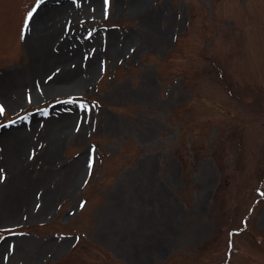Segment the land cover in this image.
<instances>
[{
	"label": "rangeland",
	"instance_id": "374dc122",
	"mask_svg": "<svg viewBox=\"0 0 264 264\" xmlns=\"http://www.w3.org/2000/svg\"><path fill=\"white\" fill-rule=\"evenodd\" d=\"M36 5L0 0V264H264V0Z\"/></svg>",
	"mask_w": 264,
	"mask_h": 264
},
{
	"label": "bare ground",
	"instance_id": "6f19581e",
	"mask_svg": "<svg viewBox=\"0 0 264 264\" xmlns=\"http://www.w3.org/2000/svg\"><path fill=\"white\" fill-rule=\"evenodd\" d=\"M95 0H92V2L94 3ZM146 0H133V2L135 3L136 6H141L145 3ZM50 6V7H49ZM66 6H68V4H66ZM70 6V5H69ZM46 7H49L50 9L48 10V14L49 13H52L54 12L56 8H58V6H51V5H47ZM71 7V6H70ZM69 8V7H68ZM55 12H58V13H55L54 14V17L57 18V17H62V14H65L63 12L65 11H55ZM47 15V14H46ZM44 16V15H43ZM42 16V17H43ZM42 17L38 18L40 20L39 24L37 25V33H35L36 31L34 30V33L32 35V39L35 38L36 41H37V51H44V50H47L46 48L49 46L50 43L54 44V46L57 48L58 45H63L65 44L66 42L68 41H60V34H59V29L58 28H54V25H56L58 23V21L54 20V17L52 18L53 19V23L49 26V24H43L41 25L43 22H44V19H41ZM45 18V17H44ZM37 23V22H35ZM36 25V24H34ZM43 26V27H42ZM53 26V30L52 32L51 31V28ZM48 29L49 32H45L43 31V29ZM62 37V36H61ZM57 45V46H56ZM47 46V47H46ZM60 47V46H58ZM60 49L62 51H60L59 55H57V57H54L55 60H51L49 59L48 63L46 65L48 66H52V65H56L57 68L59 67H64L65 64H66V61L68 59L67 57V54H64L63 53V49L60 47ZM74 56V55H73ZM72 56V58H73ZM76 58V56L74 57V59ZM73 60V59H72ZM55 61H58L57 64ZM44 65V66H46ZM44 69V68H43ZM42 69V66L40 67V71H45ZM64 72H66V69L64 70ZM66 76V75H65ZM66 77H63L61 80L65 79ZM75 78V76H74ZM59 78H56V80H58ZM60 80V81H61ZM63 83H61V85L63 86H67L68 88H72L75 84L79 85L81 83L80 80H77V79H73L72 81H69L67 83H64L66 82L65 80L62 81ZM78 82V83H77ZM35 97V95H34ZM6 102H8V100H6ZM68 120V119H67ZM66 120V121H67ZM66 121L63 124L60 125L59 129H58V132L59 134H62L63 130L64 129H67L68 128V122L66 123ZM30 144L29 141H27L26 143L24 142H20V144H18L11 153H8L5 158L2 157L1 161H0V165H3L4 164V161L6 162V160L8 161L9 164H15L18 162V160H20V157H21V154H22V151ZM19 163V162H18ZM6 165V166H10V165ZM13 211V210H12Z\"/></svg>",
	"mask_w": 264,
	"mask_h": 264
},
{
	"label": "snow or ice",
	"instance_id": "6c2138e0",
	"mask_svg": "<svg viewBox=\"0 0 264 264\" xmlns=\"http://www.w3.org/2000/svg\"><path fill=\"white\" fill-rule=\"evenodd\" d=\"M46 2V0H37V5L35 8H33L28 14H27V18H26V21H25V25L24 27L27 28L28 27V21H30L33 16L35 15L36 11L38 10V8L40 6H42L44 3ZM108 3V0H105V5H107ZM23 38V36H22ZM4 113V109L3 107H0V115H2ZM89 167H91V165H89Z\"/></svg>",
	"mask_w": 264,
	"mask_h": 264
}]
</instances>
